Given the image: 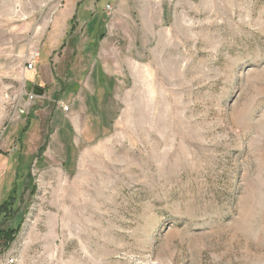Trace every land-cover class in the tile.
Returning a JSON list of instances; mask_svg holds the SVG:
<instances>
[{"label": "rangeland", "instance_id": "1", "mask_svg": "<svg viewBox=\"0 0 264 264\" xmlns=\"http://www.w3.org/2000/svg\"><path fill=\"white\" fill-rule=\"evenodd\" d=\"M74 1L0 0V264H264V0Z\"/></svg>", "mask_w": 264, "mask_h": 264}, {"label": "crops", "instance_id": "2", "mask_svg": "<svg viewBox=\"0 0 264 264\" xmlns=\"http://www.w3.org/2000/svg\"><path fill=\"white\" fill-rule=\"evenodd\" d=\"M39 1H40V2L42 1V3H41V5H36L35 9H36V10H42L43 20L46 22V19L48 18V15H49L50 10H51V5H54V4H52V3H53L52 0H39ZM72 1H73V2L70 3V5L73 6V4L75 3V1H74V0H72ZM116 1H118V2H117V5H126V4H127V3L125 2L126 0H116ZM135 1L138 2V4H136V5H140V4H139V0H135ZM69 2H71V1H69ZM76 3H77V2H76ZM40 8H41V9H40ZM38 12H39V11H38ZM70 18H71L70 15H69V16L63 15V16H61L60 18H58V19H57V22L55 21L53 25H56V24H58V25H62L63 23H64V25H65L66 22H68V19H70ZM45 22H42V23H39V24H38V25H40V26H39L38 30L36 29L35 35L39 33L40 27H41L42 25H45V24H46ZM48 24H49V21L47 22V25H45V26L47 27ZM35 25H36V23H35ZM38 25H37V26H38ZM41 34L45 35V32L43 31ZM43 35H42V37H43ZM22 135H23V133H22Z\"/></svg>", "mask_w": 264, "mask_h": 264}, {"label": "built area", "instance_id": "3", "mask_svg": "<svg viewBox=\"0 0 264 264\" xmlns=\"http://www.w3.org/2000/svg\"><path fill=\"white\" fill-rule=\"evenodd\" d=\"M105 8L108 10V14H110L111 11H112L111 5L110 4H106ZM33 59H34L33 56H30V60L27 61V65H26L27 68H32L33 67Z\"/></svg>", "mask_w": 264, "mask_h": 264}, {"label": "trees", "instance_id": "4", "mask_svg": "<svg viewBox=\"0 0 264 264\" xmlns=\"http://www.w3.org/2000/svg\"><path fill=\"white\" fill-rule=\"evenodd\" d=\"M1 207H2V205H1ZM11 232H14V231H12V230H11V231H9V230H6V231H5V230H2L1 227H0V235H2V236H3V235L6 236L7 234H9V233H11Z\"/></svg>", "mask_w": 264, "mask_h": 264}, {"label": "water", "instance_id": "5", "mask_svg": "<svg viewBox=\"0 0 264 264\" xmlns=\"http://www.w3.org/2000/svg\"><path fill=\"white\" fill-rule=\"evenodd\" d=\"M34 92L37 94H41L43 92V90L41 88L35 87Z\"/></svg>", "mask_w": 264, "mask_h": 264}]
</instances>
